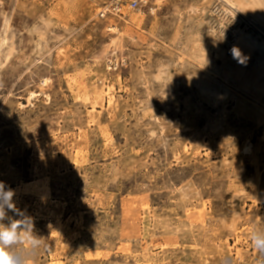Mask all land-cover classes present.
Masks as SVG:
<instances>
[{
  "label": "rangeland",
  "instance_id": "obj_1",
  "mask_svg": "<svg viewBox=\"0 0 264 264\" xmlns=\"http://www.w3.org/2000/svg\"><path fill=\"white\" fill-rule=\"evenodd\" d=\"M110 1L0 0V181L30 264H264V34L226 0Z\"/></svg>",
  "mask_w": 264,
  "mask_h": 264
},
{
  "label": "clouds",
  "instance_id": "obj_2",
  "mask_svg": "<svg viewBox=\"0 0 264 264\" xmlns=\"http://www.w3.org/2000/svg\"><path fill=\"white\" fill-rule=\"evenodd\" d=\"M230 53L233 59L246 66L248 57L239 48L233 46ZM14 195V190L0 181V264H30V257L41 244V239L33 232L32 218L16 207ZM8 211L20 218L14 219L7 214ZM250 239L253 246L264 254V227L253 228Z\"/></svg>",
  "mask_w": 264,
  "mask_h": 264
},
{
  "label": "bare ground",
  "instance_id": "obj_3",
  "mask_svg": "<svg viewBox=\"0 0 264 264\" xmlns=\"http://www.w3.org/2000/svg\"><path fill=\"white\" fill-rule=\"evenodd\" d=\"M226 1L233 8L238 9L239 12L247 17L249 21L254 24V26L258 27L259 30L264 34V0H249V2L246 0Z\"/></svg>",
  "mask_w": 264,
  "mask_h": 264
},
{
  "label": "built area",
  "instance_id": "obj_4",
  "mask_svg": "<svg viewBox=\"0 0 264 264\" xmlns=\"http://www.w3.org/2000/svg\"><path fill=\"white\" fill-rule=\"evenodd\" d=\"M147 4V0H111L109 4L100 12V16L105 18L108 14L121 16L125 7L132 10H138ZM119 59L110 60L108 63L109 70H118L123 65Z\"/></svg>",
  "mask_w": 264,
  "mask_h": 264
}]
</instances>
